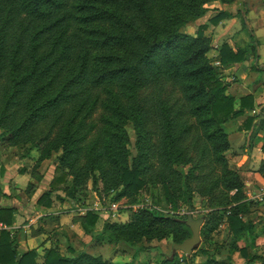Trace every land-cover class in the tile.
<instances>
[{"label":"trees","instance_id":"16d2710c","mask_svg":"<svg viewBox=\"0 0 264 264\" xmlns=\"http://www.w3.org/2000/svg\"><path fill=\"white\" fill-rule=\"evenodd\" d=\"M215 1L235 0H0V128L8 144L44 143L39 161L59 152L50 184L70 176L65 195L73 205L89 179L103 192L113 190L112 200L127 195L133 201L141 188H152L150 207L138 208L123 222L105 220L93 238L133 247L166 238L173 246L182 243L192 236L195 196L208 209L200 237L227 225L231 247L225 257L219 246L199 244L190 255L183 252V259L172 247L154 264H234L235 252L242 264H264V256L253 251L254 201L229 165L223 126L255 112L239 130L247 132V151L261 141L257 170L264 178L263 110L253 95L227 92L219 72L256 53L257 39L250 33L244 47L221 43L218 66L208 55L209 36L200 29L181 31ZM227 15L221 11L211 21ZM128 124L135 133L134 155ZM5 194L0 182V195ZM49 195L44 191L37 203L49 206ZM162 201L165 208L186 213L164 212ZM15 210L0 207V222L12 225ZM98 218L91 210L80 216L83 231H94ZM16 241L9 229L0 231V264H40L36 251H21ZM66 252L48 248L41 264H120L71 245Z\"/></svg>","mask_w":264,"mask_h":264},{"label":"rangeland","instance_id":"374dc122","mask_svg":"<svg viewBox=\"0 0 264 264\" xmlns=\"http://www.w3.org/2000/svg\"><path fill=\"white\" fill-rule=\"evenodd\" d=\"M221 11L229 13L230 16L227 15L217 23H213L211 18ZM198 29L202 30V32L212 40L213 48L208 53L212 62H215L217 49L221 43L227 42L233 48L244 47L250 41V33H253V36L257 39L256 48H258V52L256 49V53H251L248 59L253 63L252 65L254 67L255 62L259 64L264 62V0H235L231 3H219L218 1H215L208 6V11L205 16L187 23L181 28V31L195 34ZM214 40L215 42H213ZM257 58L258 61H256ZM236 71L237 69L231 67L219 68L221 79L228 83L227 92L229 93H236V91L237 93H242L246 91V89H244L245 83L252 80L254 77H256V82L264 81V72L260 70H258L259 73L257 74L255 72L248 74L246 81L243 79V74H240L241 71L238 70L237 73ZM232 72H234V74ZM262 96L263 102L258 104L256 108L263 110L262 117H264V94ZM231 122L228 125H225V128L228 131ZM126 129L130 136L129 149L131 154L134 155L136 152L134 146L135 133L131 124L126 125ZM7 136L8 134L0 128V172L2 167L4 170L6 169L5 165L9 167L11 173L14 175L20 168L31 174L32 183L34 184H29L30 182L27 183V175L18 174L20 177H24L25 180L20 178L17 179L16 177V180L14 181L8 179L7 175L4 177L3 172V174H0V182L9 181L7 188L9 195L3 199V202L5 204L7 203L6 205H9L12 200L16 199L20 203L19 205L27 206L29 203H33L32 194L37 186L41 194L44 191H48L50 194L48 198L50 205L45 206L40 203H38V205H42L49 210L50 213L56 212L59 214L57 219L46 218L40 225L41 230L52 232L46 240V242L48 241L47 243L50 245V248H56L59 252L65 254L67 253V246L71 245L75 249H82L91 254L100 255L105 261H112L120 264L125 262H133L134 264H154L157 259L162 257V255H169L173 252V244L169 238L161 240L154 239L151 241L143 240L135 247L129 246L126 243L112 244L107 243L104 239L98 240L93 238V234L101 230L105 220L117 222L129 220L134 213L133 205L147 202L146 197L150 196V192L152 191L150 186L146 185L141 188L137 192L135 200L133 201L131 196H122L119 200L123 202L125 207L120 208L118 210L119 212H113L112 210H105L112 201L111 197L113 195L103 192L100 183H98L95 188L91 179H89L77 194V197L80 198V201H77L76 203L78 204L77 206L79 207L81 204L85 205L83 206V212H81L78 210L77 206H71L70 201L65 195L69 185L68 181L70 180V176H67L66 180L63 182H57L53 185L50 184L51 180L57 175L56 167L58 166V163L56 157L59 152L52 151L48 158L39 161L38 158L41 149L44 148V143L39 146H14L8 144ZM245 144L234 153L228 150V160L229 156L230 158H233V162H237L243 155L249 156L250 153L245 150ZM252 154H254V151ZM253 157L256 158V154H254ZM19 161H22V165ZM231 166H233V163ZM35 183L38 185H35ZM158 191L162 198V190L158 189ZM148 200L151 203L150 197ZM259 203L260 201H254L252 208L257 209L260 207L259 205L261 204ZM164 205L163 201L159 203V206L162 207L161 210L165 211L167 208H165ZM63 206L66 207L64 208ZM88 210L95 211L99 215V218L94 227V231L85 233L80 225L79 218L80 216L85 215ZM192 210H195L194 214H192L194 219L202 217L203 206L200 197H194V207ZM205 210L208 211L206 208ZM259 217L260 216H257V218ZM35 230L36 229L33 228L32 232L34 233ZM230 235L227 225L222 223L210 234L205 237H200V246L207 248L219 246L218 249L220 250L221 257H225L228 248L231 247ZM45 243H43L42 246H45ZM20 249H24V247H21ZM177 254L182 259L184 258L182 251L177 250ZM234 254H237V252ZM196 255L197 260L202 261L204 259V255L200 250L196 252ZM234 264L242 263L236 261Z\"/></svg>","mask_w":264,"mask_h":264},{"label":"crops","instance_id":"0c3cea01","mask_svg":"<svg viewBox=\"0 0 264 264\" xmlns=\"http://www.w3.org/2000/svg\"><path fill=\"white\" fill-rule=\"evenodd\" d=\"M215 42V40L213 41ZM257 52H258V48ZM258 61V58L256 59ZM253 63L247 58L246 60L236 63L234 65H231L230 67L233 69H237V71H241L240 74H243V79L246 81L248 74L255 72L256 74L259 73L258 70L264 72V62L262 64H259L255 62V67L253 68ZM262 68V69H261ZM254 69V70H253ZM236 71V73H237ZM234 74V72H232ZM239 74V73H238ZM255 74V76H256ZM243 83V82H242ZM264 81H258L256 82V77H254L252 80H249L245 83L244 89L246 91L242 93H232L235 97H239L244 94H251L253 95V101L256 104V107L258 104L263 102V94H264ZM234 89V88H233ZM228 90V89H227ZM254 111H251V114H254ZM250 114V112H247L243 115H240L236 118L228 120L223 126L225 131L228 133L229 141H230V151L236 152L239 150V148L246 143L247 140V132L243 129L239 130V126L242 124V122L245 120L246 115ZM232 121V122H231ZM256 119L254 120V122ZM230 124L229 131L225 128V125ZM261 136V134H259ZM260 140H256L251 150L248 152L250 153L249 156L243 155L241 159H239L237 162H233V158H230L229 156V165L231 168L236 169L239 171L240 175L244 179V187H245V194L247 198L250 199V197L259 189L260 186H264V178L262 177L261 173L257 170L260 161L263 158V153L260 150ZM247 151V149L245 148ZM256 150V151H255ZM254 151V154H256V158L253 157L254 154H252ZM236 157V156H234ZM22 165V161H19ZM233 163V166H231ZM4 170V177L6 175L8 176V179L16 180L17 179H24V177H20L18 174L21 175H27V183L32 182V176L27 171H23L22 169H18L16 174H12L9 167L5 165ZM25 173V174H24ZM11 174V175H10ZM25 180V179H24ZM9 182V181H8ZM5 181H1L2 183V190L5 195H0V207H7V206H14L15 212L13 213V223L12 225L8 226L2 222H0V231L2 229H9L11 233H13L16 236L17 239V247L19 250H28L32 249L36 251L37 257L36 261L38 263H42L44 259L45 250L50 248V245H48V241L46 242L47 238H49L50 234L52 232H48L45 230H41L40 225L41 222L46 218H58L59 214L54 212L50 213L49 210H47L42 205H38L37 199L39 195L41 194L38 186L35 188L34 193L32 194V204L29 203L27 206L25 205H19L20 203L14 199L11 201L9 205H6L3 202V199H5L6 196L9 195L8 192V185L9 183ZM39 182V181H38ZM26 183V184H27ZM35 185H38L35 183ZM256 201V200H253ZM9 202V201H8ZM17 202V203H16ZM261 205L257 209L251 207V217L253 219V225L255 229V242L256 246L253 249L256 252H258L259 255L264 256V199L260 201ZM64 208L66 206H63ZM47 210V211H45ZM257 216H260L257 218ZM255 218V219H254ZM79 225V224H78ZM35 228V232H32V229ZM46 242V243H45ZM45 243V246H42V244ZM240 246L244 245V242L239 243ZM21 247H24V249H20ZM47 247V248H45ZM233 261H239L240 263L244 262V259L240 257L237 254H234L232 256ZM255 264H258L257 262Z\"/></svg>","mask_w":264,"mask_h":264},{"label":"built area","instance_id":"2783aa9c","mask_svg":"<svg viewBox=\"0 0 264 264\" xmlns=\"http://www.w3.org/2000/svg\"><path fill=\"white\" fill-rule=\"evenodd\" d=\"M214 64L215 65H219V62L218 61H215L214 62ZM113 193V190H110L109 191V194H112ZM250 199L251 200H256V201H261V200H263L264 199V186H260L259 187V189L250 197ZM146 201L147 202H143L142 204L140 203V204H138V205H133V211H136L138 208H141V207H150L151 206V203L148 201V198L146 197ZM71 204V206H73V207H76L77 205H73L72 203H70ZM123 207H125V205H123V202L121 201V200H112L110 203H109V206H108V208H106L105 210H112L113 212H119L118 210L120 209V208H123ZM77 208H78V210H80L81 212H83V207H81V206H77ZM162 211H164V210H162ZM194 211L195 210H192L190 213L191 214H194ZM206 211V212H205ZM164 212H167V213H180V214H184V213H186V210H184V209H180V210H173L172 208H171V206L169 205L168 207H167V210H165ZM202 213H207V210H205V209H203L202 210ZM227 213H229V211L227 212ZM180 259H182L181 257H180Z\"/></svg>","mask_w":264,"mask_h":264},{"label":"water","instance_id":"95a60500","mask_svg":"<svg viewBox=\"0 0 264 264\" xmlns=\"http://www.w3.org/2000/svg\"><path fill=\"white\" fill-rule=\"evenodd\" d=\"M203 221V217H199L193 219V228H192V236L182 243L174 244V250H180L184 252L186 255H190L191 251L198 247L200 244V235H199V227Z\"/></svg>","mask_w":264,"mask_h":264}]
</instances>
